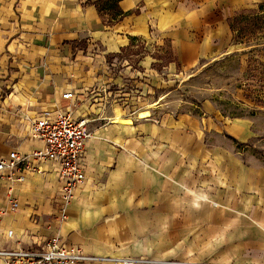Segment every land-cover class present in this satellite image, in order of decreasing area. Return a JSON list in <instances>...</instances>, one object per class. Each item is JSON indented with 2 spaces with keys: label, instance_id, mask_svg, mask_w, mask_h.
<instances>
[{
  "label": "crops",
  "instance_id": "crops-1",
  "mask_svg": "<svg viewBox=\"0 0 264 264\" xmlns=\"http://www.w3.org/2000/svg\"><path fill=\"white\" fill-rule=\"evenodd\" d=\"M263 3L0 0V159L43 149L30 124L47 113L93 133L65 218L55 161L0 177V251L58 234L134 264H264V135L211 100H157L172 77L231 53L245 63L230 20Z\"/></svg>",
  "mask_w": 264,
  "mask_h": 264
},
{
  "label": "rangeland",
  "instance_id": "rangeland-1",
  "mask_svg": "<svg viewBox=\"0 0 264 264\" xmlns=\"http://www.w3.org/2000/svg\"><path fill=\"white\" fill-rule=\"evenodd\" d=\"M236 17L237 32L233 40L251 49L244 57L245 63L237 53H231L172 77L168 87L159 89L163 97L157 100L167 103L169 108L173 104L194 108L202 101L211 100L229 119L250 118L253 129L264 135V8H247ZM171 58L168 47L164 61Z\"/></svg>",
  "mask_w": 264,
  "mask_h": 264
},
{
  "label": "built area",
  "instance_id": "built-area-1",
  "mask_svg": "<svg viewBox=\"0 0 264 264\" xmlns=\"http://www.w3.org/2000/svg\"><path fill=\"white\" fill-rule=\"evenodd\" d=\"M63 97L71 98L73 92H65ZM30 132L44 143V148L35 150L30 155H20L18 151L10 152L7 160L0 159V177L4 176L5 171H9V178L14 179L12 177L15 176L16 181H22L24 169H37L33 159L55 161L63 179L61 217L65 218L67 205L74 197L76 189L86 180L83 158L86 144L93 133L86 120H76L63 112H58L53 117L47 113L32 121ZM12 207L17 208L18 202H13ZM0 258L5 264H90L106 260H114L116 264L138 262L131 258L109 259L86 253L80 246L67 243L58 234L46 238L39 248L2 250Z\"/></svg>",
  "mask_w": 264,
  "mask_h": 264
},
{
  "label": "trees",
  "instance_id": "trees-1",
  "mask_svg": "<svg viewBox=\"0 0 264 264\" xmlns=\"http://www.w3.org/2000/svg\"><path fill=\"white\" fill-rule=\"evenodd\" d=\"M258 8H259V9H263V8H264V3H263V4H260ZM236 18H237V17H234V18H232V19L230 20V26H231V29L234 31V35H236V32H237V30H236L235 27H234V21H235ZM234 37H235V36H234ZM239 42H240V41H239Z\"/></svg>",
  "mask_w": 264,
  "mask_h": 264
}]
</instances>
